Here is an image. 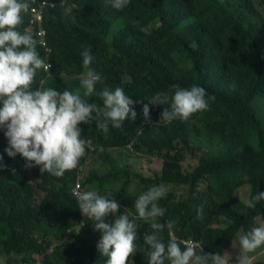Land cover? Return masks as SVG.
Masks as SVG:
<instances>
[{"label":"trees","instance_id":"16d2710c","mask_svg":"<svg viewBox=\"0 0 264 264\" xmlns=\"http://www.w3.org/2000/svg\"><path fill=\"white\" fill-rule=\"evenodd\" d=\"M44 1L55 6L44 9L39 27L31 18ZM62 1L29 0L30 11L18 26L21 34H34L40 58L51 65L48 71L37 70L32 89L83 95L80 53L90 48V67L102 81L85 99L102 108V90L121 87L141 103L133 106L135 120L126 119L122 129L105 134L95 122L81 123V138L90 147L77 167L60 178L40 173L38 166L31 170L19 154L9 157L0 130V163L5 165L0 167V251L5 264L33 262L52 244L43 264H104L107 257L96 249L101 234L73 195L78 183L83 192L113 198L120 206L117 216L133 213L138 251L129 264H147L150 249L143 237L152 231L136 214L135 200L159 185L168 189L158 201L166 209L161 223L177 221L171 234L167 229L161 233L162 242L193 240L203 253H223L239 233L264 218V201L255 209L245 204L264 191V0H130L123 10L112 8L110 0ZM193 84L215 97L207 110L188 121L164 123L159 119L166 105H149L151 124L145 123L142 105L152 95L167 92L171 97L173 85ZM92 155H99L100 164L93 160L83 180L78 179ZM126 159H159L161 169L134 171ZM243 189L248 190L245 200L239 194ZM113 220L111 214L105 217L106 223Z\"/></svg>","mask_w":264,"mask_h":264},{"label":"clouds","instance_id":"9594fccd","mask_svg":"<svg viewBox=\"0 0 264 264\" xmlns=\"http://www.w3.org/2000/svg\"><path fill=\"white\" fill-rule=\"evenodd\" d=\"M129 3L130 0H110L111 7L116 10H123ZM29 11V0H0V130L7 138L8 146L4 151L9 157L19 154L26 167L38 166L40 173L60 178L77 167L86 148L90 147V142L81 138V123L95 122L105 134L110 128L122 129L126 119L135 120L137 113L133 106L141 100L131 99L121 87L102 90V108L85 99L93 94L96 83L102 81L101 74L90 67L94 60L90 48L80 53L84 68L79 77L83 95L67 90L61 93L52 87L33 90L37 70L48 71L51 65L40 58L34 34L30 31L21 34L17 30L23 23V15ZM172 90L171 97L167 92H157L142 105L145 123L151 124L149 105H166L159 120L170 123L188 121L193 114L207 110L209 100L215 99L208 97L206 89L196 84L188 88L173 85ZM2 159L0 157V161ZM0 167L5 165L0 163ZM167 191L164 185L151 186L135 200L136 214L152 230L143 237L150 249L147 264H164L165 259L170 264H230L229 253H203L199 243L193 240L171 238L167 246L162 242L161 233L167 229L171 234L177 225L176 220L161 223L166 209L159 206L158 201ZM76 199L82 215L93 221V230L101 234L96 249L101 256L107 257L104 264H129V258L138 251L134 243L137 225L133 213L125 211L117 216L119 204L94 190L78 192ZM262 201L264 191H259L245 204L255 209ZM202 213L203 208H199L198 216L202 217ZM109 214L114 217L111 224L105 222ZM54 246L50 245L42 256L52 254ZM261 246H264V219L259 226L237 237L235 264H252L249 254Z\"/></svg>","mask_w":264,"mask_h":264},{"label":"rangeland","instance_id":"374dc122","mask_svg":"<svg viewBox=\"0 0 264 264\" xmlns=\"http://www.w3.org/2000/svg\"><path fill=\"white\" fill-rule=\"evenodd\" d=\"M110 153L113 156H117L116 150H111ZM93 160H96L97 166L101 162L99 155L88 156L86 164L84 165V167H82L83 172L81 171V174L78 177V179L83 180V177L87 173L89 165L92 163ZM126 161L130 162L129 164L131 165L132 170L140 171V172H143L145 174H151L153 171H160V169H161V160H159V159H152V160H146V159L145 160H140V159L134 160V159H131L130 161L126 159ZM133 161H134V163H133ZM246 192L248 193V190L239 191V194H240L242 200H245V198L247 199V193ZM261 219H264V218H261ZM260 220H258V222H260ZM255 223H256V226H259L257 222H255ZM254 227L255 226H252V228H254ZM52 231H54V230H50V232H52ZM239 235H242V233H239L238 236ZM236 243H237V238L234 240L233 244H229L228 246L223 248L222 254L225 253V255H227L229 253V255H230V264H235V257L237 255V249L235 248ZM232 245H233V247H232ZM249 255H250L252 260H256V259L264 260V246H261L260 248L255 250V252L250 253ZM39 256L42 259V254H40ZM6 261H7L6 256L3 254V252L0 251V264L1 263L5 264Z\"/></svg>","mask_w":264,"mask_h":264},{"label":"built area","instance_id":"2783aa9c","mask_svg":"<svg viewBox=\"0 0 264 264\" xmlns=\"http://www.w3.org/2000/svg\"><path fill=\"white\" fill-rule=\"evenodd\" d=\"M65 0L62 1V3H64ZM47 6H50V7H54L55 6V3L53 4L52 2H48V1H44L42 2V5H41V8L39 10H35L33 11L32 13V18H31V23L32 24H37L39 27H41L42 25V22H43V13H44V9L47 7ZM39 35L40 37L45 40V37H46V31L41 29L39 30ZM43 44H45V41H42ZM78 192H83L82 191V186L80 183H78L75 187V190L73 191V194L74 196L76 197V193ZM43 258V256H42ZM23 264H42V259L41 257L36 260L35 262H25Z\"/></svg>","mask_w":264,"mask_h":264}]
</instances>
